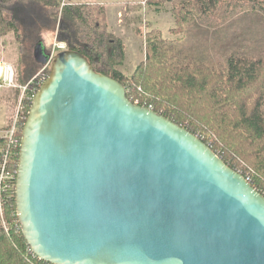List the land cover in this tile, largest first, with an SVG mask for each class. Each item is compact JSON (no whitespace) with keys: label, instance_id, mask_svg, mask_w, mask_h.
Masks as SVG:
<instances>
[{"label":"water","instance_id":"1","mask_svg":"<svg viewBox=\"0 0 264 264\" xmlns=\"http://www.w3.org/2000/svg\"><path fill=\"white\" fill-rule=\"evenodd\" d=\"M14 206L48 264H264V196L67 49L32 96Z\"/></svg>","mask_w":264,"mask_h":264},{"label":"trees","instance_id":"2","mask_svg":"<svg viewBox=\"0 0 264 264\" xmlns=\"http://www.w3.org/2000/svg\"><path fill=\"white\" fill-rule=\"evenodd\" d=\"M147 2L150 6L170 4L175 22L170 32L174 35L182 34L196 20L212 28V34L223 33L231 40L236 38L227 26L228 20L257 30L260 19H264V0ZM61 3L0 0V38L13 34L20 63L32 55L30 63L35 66V46L43 43L44 34H54L67 50L83 55L96 73L119 82L131 103L150 108L196 136L264 196V49L258 57L230 53L214 67L178 49L160 30L150 29L145 34L144 60L132 74L124 75L117 69L123 64L124 47L109 30L105 8L88 3L61 7ZM49 51L46 47V55ZM49 72L50 65L46 77ZM25 80L24 76L21 82ZM32 96L22 98L20 103L19 138ZM4 210L7 221L17 219L14 202ZM0 264L48 263L30 252L18 224L8 234L0 230Z\"/></svg>","mask_w":264,"mask_h":264},{"label":"rangeland","instance_id":"3","mask_svg":"<svg viewBox=\"0 0 264 264\" xmlns=\"http://www.w3.org/2000/svg\"><path fill=\"white\" fill-rule=\"evenodd\" d=\"M71 3L99 4L105 8L109 30L120 40L121 36L125 44L123 64L117 67L124 75L132 74L144 60L145 34L150 29L160 30L163 37L174 41L178 49L199 57L214 67L221 65L230 53L258 57L260 51L264 49V19H260L257 30L255 26L252 29H245L241 24H234L228 20L227 26L235 33L233 38H236L228 40L223 33L212 34V28L196 20L182 34H172L170 31L175 28V22L169 3L150 6L147 0H62L61 7ZM118 9L121 14H116ZM119 25H122V28L117 31L116 27ZM255 31L256 35H253ZM54 42H57L54 34L43 35V43L35 46L34 58L37 63L34 62V66L32 62L30 63L33 61L32 55L24 64L19 62V50L12 33L0 38V66L3 69L0 76V131L10 127L16 116L19 118L22 98L29 97L36 91L31 81L47 59L46 47L50 49ZM26 64L31 66L27 67ZM34 69L35 72L32 74ZM5 71L12 77L11 84L7 81L9 79L4 77ZM24 76L26 80L22 83L21 79ZM17 92L20 93L19 96Z\"/></svg>","mask_w":264,"mask_h":264},{"label":"built area","instance_id":"4","mask_svg":"<svg viewBox=\"0 0 264 264\" xmlns=\"http://www.w3.org/2000/svg\"><path fill=\"white\" fill-rule=\"evenodd\" d=\"M62 50H66L64 43L54 42L51 45L47 62L42 65L40 72L31 81L33 86L36 87L35 90L45 80L46 69L54 56ZM7 81L11 84L12 77ZM24 89L26 90V86ZM18 119V116H16L7 130L0 131V230L6 234L9 233L12 227L19 224L17 219L11 222L7 221L4 210L7 205H12V202H14L17 157L21 141V137L19 138L17 135L19 132Z\"/></svg>","mask_w":264,"mask_h":264},{"label":"crops","instance_id":"5","mask_svg":"<svg viewBox=\"0 0 264 264\" xmlns=\"http://www.w3.org/2000/svg\"><path fill=\"white\" fill-rule=\"evenodd\" d=\"M131 6H128V8H130ZM132 9V8H131ZM134 9V8H133ZM123 11H125V10H123ZM116 14H121V11L118 9V10H116ZM121 22V21H120ZM121 28H122V25H119V26H117L116 27V30L117 29H119V30H121ZM113 29V28H112ZM118 31V30H117ZM114 33H115V31H113ZM116 34V33H115ZM120 38H121V40H122V43H123V45H125L124 44V42H123V39H122V37L121 36H119ZM124 50H125V47H124ZM40 64V63H39ZM42 65V64H41Z\"/></svg>","mask_w":264,"mask_h":264},{"label":"bare ground","instance_id":"6","mask_svg":"<svg viewBox=\"0 0 264 264\" xmlns=\"http://www.w3.org/2000/svg\"><path fill=\"white\" fill-rule=\"evenodd\" d=\"M2 73H3V69L1 68V66H0V76L2 75ZM4 77L7 79H10V75L8 74V73H6V71H5V73H4Z\"/></svg>","mask_w":264,"mask_h":264}]
</instances>
